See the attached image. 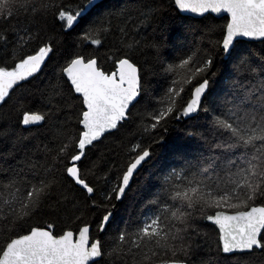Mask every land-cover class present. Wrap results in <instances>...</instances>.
I'll return each instance as SVG.
<instances>
[{"label":"snow or ice","instance_id":"6c2138e0","mask_svg":"<svg viewBox=\"0 0 264 264\" xmlns=\"http://www.w3.org/2000/svg\"><path fill=\"white\" fill-rule=\"evenodd\" d=\"M173 7L181 31L193 27L184 14L223 23L166 45L157 25ZM256 41L264 0H0V107L57 61L18 102L29 135L0 131L11 145L0 152V264H194L202 247L264 264V56L244 47ZM145 49L151 69L138 59ZM218 58L231 67L213 92ZM200 115L203 131L169 141L172 122ZM166 145L147 198L118 222L117 202ZM60 219L68 226L58 231ZM201 223L217 228L215 242Z\"/></svg>","mask_w":264,"mask_h":264},{"label":"trees","instance_id":"16d2710c","mask_svg":"<svg viewBox=\"0 0 264 264\" xmlns=\"http://www.w3.org/2000/svg\"><path fill=\"white\" fill-rule=\"evenodd\" d=\"M73 3L81 2V0H72ZM108 4H118L121 3L122 0H105ZM151 0H145V3H150ZM169 3V0H165V4ZM175 15L174 7L169 9V13L166 14L162 19L158 22L159 31L157 35L163 33L166 39V45H173L178 42H184L185 44L189 41L199 40L201 32L204 30L207 24L213 25H220L223 23L222 19L214 17L212 15L208 16L207 18H193L191 16H184V22L187 24H191L193 27L191 31H181L177 24L173 22L170 18L171 16ZM78 31V30H77ZM152 31L151 28L148 29L150 33ZM180 33L177 35V33ZM77 32L74 31L69 33L67 36H64V47L67 50H71L72 44L74 42L75 36ZM245 49L248 51L249 54L252 55L253 60H258L260 56H264V44L257 42H251L245 44ZM106 48H101L100 53L106 51ZM85 52H93L94 48L87 47L84 49ZM169 49L166 46L163 50L164 55L168 56ZM62 59V57L60 58ZM140 62H147L144 64L147 68H153V61H154V53L150 49H145L143 54L138 58ZM57 62L56 60L50 61L48 68L44 70L43 73L40 74V77L37 80L32 81L30 84H25L24 88H17L16 91L13 93L12 100H10L7 104L0 107V131L5 129H11V131L17 135L28 136L29 132L22 127L17 126V120L19 118V114L16 111L18 102L20 98L25 95L26 90H31L35 92L37 88L43 87L41 81L47 80V78L51 75L52 72V64ZM231 65L225 63L224 60L218 58L215 67L212 69L213 72L216 73L215 80L212 84L213 92H215L218 88L223 85V81L226 77L228 70L230 69ZM106 70H113L112 65L110 62L105 64ZM160 78L155 76L152 71L146 73V80L148 86L150 88H154L157 94L162 92V88L157 85V81ZM27 104V101H24ZM142 108L141 106H138ZM32 110H35L33 107ZM206 117L204 115H200L195 119H185L181 122H172V126L169 129L168 139L170 142L178 140L184 137V134L187 132H199L203 131V125L205 124ZM33 132L37 130L35 128L32 129ZM42 131V130H41ZM43 139V137H40ZM119 134L116 138L109 137L107 140L104 141V144L100 145V149L106 151L107 148H111L113 146L114 139H118ZM148 141L145 140V143ZM35 140L29 142V145L34 144ZM11 147L10 143L6 142V140L0 137V152H7L8 149ZM156 155L154 157V164L153 165H146L145 168L140 170L138 177L132 183V191L128 193L127 198L122 202H117V221L122 222V220L127 219L129 213L135 215L138 209L140 208L141 204L143 203L144 199L147 198L148 193L147 189L155 184V173L156 166L158 165L159 161L162 160L167 152L168 146H163L155 149ZM93 159L95 157L93 156ZM111 159V157H109ZM48 219H55V217L50 216L46 217ZM67 221L64 219H60L57 221V230L59 231L61 228L67 227ZM117 224H113L112 227L109 229V235L113 234ZM200 229L203 232L208 233V237L211 241L215 242L218 238L217 229L211 225L210 223H201ZM105 240L107 246V237H102ZM210 259H214L217 261V264H232V262L236 259L234 256L224 255L221 254L218 257L216 253L209 252L207 248L202 247L198 252H196L193 256L194 264H201V261H208ZM259 264V262H258Z\"/></svg>","mask_w":264,"mask_h":264},{"label":"water","instance_id":"95a60500","mask_svg":"<svg viewBox=\"0 0 264 264\" xmlns=\"http://www.w3.org/2000/svg\"><path fill=\"white\" fill-rule=\"evenodd\" d=\"M212 16H214V17H217V14H211ZM184 16H191V17H193V18H201V17H197V16H195L194 14H184ZM257 42V41H256ZM214 226V225H213ZM215 227V226H214ZM216 228V227H215ZM217 229V228H216ZM217 232H218V230H217ZM225 255V254H224Z\"/></svg>","mask_w":264,"mask_h":264}]
</instances>
